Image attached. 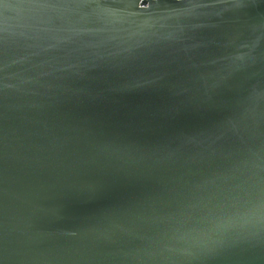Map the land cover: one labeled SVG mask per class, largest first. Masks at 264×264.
<instances>
[{"label": "water", "instance_id": "obj_1", "mask_svg": "<svg viewBox=\"0 0 264 264\" xmlns=\"http://www.w3.org/2000/svg\"><path fill=\"white\" fill-rule=\"evenodd\" d=\"M0 264H264V0H0Z\"/></svg>", "mask_w": 264, "mask_h": 264}]
</instances>
